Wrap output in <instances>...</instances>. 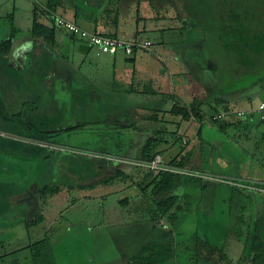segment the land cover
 <instances>
[{"label": "rangeland", "instance_id": "1", "mask_svg": "<svg viewBox=\"0 0 264 264\" xmlns=\"http://www.w3.org/2000/svg\"><path fill=\"white\" fill-rule=\"evenodd\" d=\"M89 1L91 0H84L82 3L89 4ZM233 1L240 3L239 5L248 4L252 8H264V0ZM221 2V0H128L125 2L126 7L127 3L134 7L141 6L142 13L151 8L152 11L164 15L165 18L159 19L156 24L160 28H167L166 32L175 31L172 37L165 35L167 43H175L173 46L170 44L166 54L162 51L160 55L155 54L151 57L147 55V51L140 54L149 57V59L141 62L143 67L140 68L139 78L146 80L154 78L152 79L154 86L168 92L167 97L147 95L138 98L133 96L135 99L126 98L124 92L112 89L114 84L112 85L111 80L115 77L113 73L110 74L107 71H112L114 68L103 67V64L98 69L94 67L95 70H98L96 72L90 71L91 67L89 66L87 73L83 71L78 73L76 68L73 69L66 62L67 67L60 72V66L54 59L53 67L43 66L45 68L41 71L40 58L36 55L41 50L37 46L33 49V56L30 57L33 68L25 71L10 69L13 74H1L0 97L5 101L8 113L23 106L29 113L35 111L36 115H30L34 119L40 117L43 120L47 116H51L53 112L63 111L68 113L69 118L65 122V126H76L78 122H84V129L64 131L57 139L60 143L73 148V151H82V153L97 151L103 149L105 144L109 149L114 150L116 149L115 143L122 138L126 143L124 151L131 148L130 155H135L142 141L139 140L140 138H134L135 130L129 128V130L120 131L121 127L128 128V125L136 122V132L141 135V139L147 134H153L155 130L168 124L166 117L160 122L142 120L140 117L147 116L152 110H168L174 103H179L178 101L181 102L180 105L188 103L197 93L202 96L204 93L199 88L200 85L193 86L199 80L206 84L208 90L218 85L221 90L225 91L221 93L225 94L224 98L231 107L238 106L235 89L238 87L240 89L238 94L241 95L242 90L247 86L244 87L243 84L238 86L240 79L237 78V75L229 73L231 82L227 87L221 83V79L215 83L212 75L207 74L210 72H207L208 68L220 70L219 68L225 67L227 63L226 55L220 56V52L218 53V46V54H212L213 59L209 58L210 50H212L209 39L217 38L211 34L212 22L220 23L221 20L227 18L225 14L230 10V7H234L232 4ZM213 5L221 7L217 15L210 14L209 8ZM233 9L235 12L239 11L236 8L231 10ZM180 15L182 16L181 20ZM183 22H188V31L186 27L181 28L185 25ZM20 25L22 28L26 27L25 24ZM128 25L130 26V23ZM154 28H156L155 23L144 19L140 25L139 36L136 35L139 41L153 39L155 43L151 47L153 52L161 50L158 44L160 35ZM132 34L131 38L135 36V32ZM179 34H183L181 37L185 39L177 40L180 38ZM129 35L127 34V37H130ZM75 45L74 48L78 51L77 48L80 44L77 42ZM60 48L65 51V48L68 47L61 46ZM222 53L224 52L222 51ZM67 54L73 58L72 53ZM100 55L103 54L100 53ZM104 56L108 57L109 55L104 53ZM73 59L79 65L82 56L75 54ZM241 67L244 68L242 65ZM259 68L258 74L252 73L250 82L254 78L257 80V78L264 77V67L260 66ZM186 69L187 75L184 73ZM118 71L119 75H116L114 80L115 83H122L120 88L134 84L132 72L130 75V71L126 74L124 69ZM233 71L230 70V72ZM93 76H100L99 80L94 79ZM7 80H10V85L1 82ZM59 80H74L87 84L88 98L91 101L89 106L77 107L76 100L72 96V89L55 88L53 81ZM38 81L41 83H35ZM28 82L31 83L28 85ZM253 85L257 89L245 90L244 93L253 96L255 103L264 101V89L258 91L264 87V84L257 82ZM23 99L26 101L22 102ZM240 103V105L243 104V102ZM134 108L140 109L135 112ZM204 110L210 116L218 114L217 110L208 105L204 107ZM219 110L220 112L225 111L221 110V106ZM14 118L11 116L10 120L5 121L0 118V142L12 139L25 146L20 141L32 142V134L36 131L28 130L24 120L18 118L12 120ZM34 123L40 127L43 121L36 120ZM211 124V121L207 122L203 129L204 137L202 139L196 137L200 126L198 124L189 125L193 143L204 146L202 157L199 150L194 158L195 162L200 165H197V168H190V170L202 172L207 178L203 179L204 183L201 186L185 185L184 189L176 190L181 199H183L182 195L185 200L186 195L188 196L190 209L185 214H180L175 224H172L171 220L165 219L159 226H156L147 216L137 215L133 210L140 205L141 192L134 188L99 185L95 189L87 191L73 189L72 192H69V185L77 184L79 180L71 174L69 169L71 162H62L59 155L50 158L22 156L21 152L24 149L22 147L15 149L13 153L8 152L0 155L1 180L5 178V180L14 181L17 185L23 184L21 189L25 194L20 196L21 203L17 205V209L21 211L25 206L24 210L27 211L28 217L30 215L33 217L40 212L45 215V220L42 223L29 230L21 218L0 220V256H3L0 258V264H38L32 260L27 246L43 239L46 235L50 236L52 249L44 256L42 264H127L130 257L134 256L147 243H170L174 246L175 259L164 264H189L195 261L192 257H195L197 252L195 249L197 238L209 240L214 246L225 245L231 259L238 261L242 256L241 244L237 238L233 237L236 236V231H241L243 235H246L250 231L254 219L264 217V186L248 185L247 188L251 190H244L246 185L234 183V181L239 182L244 179L235 176L240 169L236 164L243 155L253 156L260 167L258 171H254L260 178L256 177L254 180L264 185V137L261 136L262 131L247 133L243 129L230 130V134H221L215 132L218 129ZM186 126L184 121L180 128L182 136L179 137L178 143L175 142L176 145L171 144L170 146L169 143L164 145L165 161H169L170 155L178 154L179 147L185 148L187 144ZM167 128L169 132L178 130L172 124H169ZM175 139L176 137L171 133L166 136V140L169 142ZM214 147L217 148V153L223 159L224 164L229 166L228 171H233L235 174H229V176L223 174L225 178H222L216 175L219 174L217 166L214 165L213 168L212 165H208L215 159L212 152ZM250 175L253 173L251 172ZM229 178L234 181L231 179L229 181ZM254 180L252 179L250 182H254ZM45 184L59 185L63 192L50 197L47 203H43L37 190ZM205 184L208 185L206 188ZM235 187L242 188V191L235 190ZM128 196L131 199L130 205L124 206L121 201ZM24 210L23 217L26 218Z\"/></svg>", "mask_w": 264, "mask_h": 264}, {"label": "trees", "instance_id": "2", "mask_svg": "<svg viewBox=\"0 0 264 264\" xmlns=\"http://www.w3.org/2000/svg\"><path fill=\"white\" fill-rule=\"evenodd\" d=\"M221 1L226 4H232L234 7H230V10H228V12L225 14V17L227 18L221 20L220 23L218 22L217 24H215L214 22H212L213 26L211 27V34L217 36V38L209 39L210 48L212 49L210 50L209 58L213 59V55H217L220 52V56L226 55L227 63L225 67L222 66V68H219L220 70H216L215 68L214 70H212V68H208L207 72H210L207 74L212 75L211 77L214 79L213 81H215V83L221 79V83H224V85H227V87L231 82V78L229 76L230 74L237 75V78L240 79L239 86L243 84L244 87H252L253 84L257 82H261L262 84H264V77L257 78V80L253 79L252 82H250L251 80H249L251 76H253L252 73H259L260 68L258 64H262L260 63V60L262 54L264 53V8H252L248 4L239 5L240 3H237L233 0ZM62 2V0H39L34 8V21L31 30L33 38L32 43H34L33 48L37 46V48H39L41 52L44 51V54L40 52L36 55H42L40 57V60H44L42 62H44V66H47L48 68L50 66L53 67L54 61L52 57H48V54H50L52 50H55L58 46L56 38L58 26L56 23L55 11L60 6H62ZM103 4L104 0H91L89 1L88 5H90L93 10L95 9L96 11H99L98 9ZM106 6L109 8L105 13L106 15H103V17L112 20L115 24H118L120 21V16L122 15L121 11L119 10V8H110L109 5ZM219 8L221 7L213 5L209 8V10H211L210 14L217 15ZM232 8H236V10L239 11L235 12L234 9L231 10ZM110 12H115L116 17L113 18ZM222 15L224 16L223 13ZM41 16H47L48 25L40 22L39 19ZM141 17L143 21L145 17ZM87 18L89 20L92 19L91 17ZM179 18L181 20L182 16L180 15ZM74 22L78 23L77 20H75ZM183 24H185L186 26L184 25L181 28L186 27V30L188 31V22H183ZM16 29L17 28L14 25L11 35L0 42V70L1 68H3V66L10 65L11 67L7 69V73L11 74H13L10 70L12 69V66H15L13 68V71H17L16 66H18L16 62L14 60L12 61L10 58L17 34ZM139 30L140 26H135V36L133 37L134 39L131 41L126 40L132 46L133 51L131 53H127L125 50H122L115 54L108 53L115 58L114 69L117 67L116 61L117 56L119 55H123L126 58L124 60L131 63L134 68V84L126 88L122 87L117 90L123 91L130 95L141 94L144 96L149 95L150 97H167L169 95L168 92L154 86V84L152 83L153 78H148L146 80L144 78L141 79L137 77L138 74L136 64L138 62V54L140 55L141 52L145 51L149 52L151 47L155 45L153 39L139 41ZM90 31L98 35L122 38L116 33L111 34L101 32L98 28ZM166 31L167 29H159L160 37L158 38L159 49L161 48V51L164 54H166V52L168 51L170 44L172 46L175 44H169L165 41ZM174 32L170 31V36H172ZM69 34L72 36L75 42L82 41L83 43H86L91 50H94L95 52L100 54L98 48L93 45L88 39H84L81 35L71 33ZM136 35L138 36L136 37ZM181 36H183V34H179L180 38H178L177 40L185 39ZM148 42H150V44H146ZM217 46L219 47V50L217 49ZM222 51L224 53H222ZM241 65L244 66V68H242ZM41 67L42 71L45 67L43 68L42 65ZM230 70L234 71L230 72ZM184 73H186V75L188 74L187 69L184 71ZM54 75L56 76V73H54ZM113 76H115V74ZM198 84L200 85L199 88L204 93L202 96L198 95L195 90L197 94H195L193 96V99L188 103L186 102L183 105H180L181 102L178 101L179 103H174L173 106L168 110H152L147 116L140 117L142 118V120L157 122L162 121L166 117L165 119L167 120L168 124L155 130L153 134H147L146 137L141 139V135L136 132V122L128 125V128L126 126L121 127L122 129L120 131H123L125 129L129 130V128H132L133 130H135L133 133L134 138H140L139 140L142 141L135 155H130L131 148H129L127 151H124V149L126 148V143L123 142L122 138H120V140L115 143L116 149L114 150L116 152H113V149H109L108 145L106 144L103 149L97 151H84L83 153L81 150H79L81 152L73 151V148L72 150L64 143H60V141H58L57 139L64 131H68L71 129H84V122H78L76 126H65L64 124L65 122H67V120H69V118L68 113L63 111H60L59 113L53 112L51 116H47L43 120H41L40 117H38V119H34L30 115H36L35 111L29 113L23 106H19L15 109L16 111L14 110L12 113H8L7 105L5 101L0 97L1 120H10V117L13 116L15 118L12 120H17V118L24 120V124H27L28 130L36 131V133L32 134V142L22 140L20 141L25 146L18 144L17 140L13 141L12 139H8L1 141L0 155L7 154L8 152L13 153L15 149L19 147H22V149L24 148L21 152L22 156L24 155L32 156L35 158H50L51 156L59 155L62 162H71V167H69L71 174H73L79 180V183L77 182V184L73 183L74 185H69V192H72L73 189H78L79 191H87L88 189H95L99 185L111 187L124 186L127 188H134L141 192L140 205L133 210L137 215L139 214L142 216H147L156 226H159L165 219L171 220V222H173L172 224H175L180 214H185L190 209V205L187 199L188 196L186 195L185 200V197L182 195L183 199H181L176 190L178 188L184 189L185 185L201 186V184L204 183L203 179L207 178L204 177V174L202 172L199 173L190 170V168L193 167L197 168L196 166L198 164L197 162H195L194 158L199 150L201 157L204 154V146H202V144H200L199 146L195 142L193 143V137L189 132L190 126L192 124H198L200 126L196 137L202 139V137H204L203 129L205 128L208 121H211L213 126H215L218 129L217 131H219L221 134H230L229 129L232 127H234L235 129L240 127V122H242V120H237L229 123L228 125H225L223 121L214 119L216 115L210 116L204 110L205 106L208 105L211 108L217 110L216 113H219L220 106L221 110L227 111L231 109V105L226 100V98H224L225 94L223 95L221 93L224 90H221L218 85L214 86L211 90H208L206 84H204L200 80L195 82L193 86L197 87ZM69 88L72 89V96L76 100L77 107H84L86 105L89 106L91 101L88 98V87L84 86L81 82L73 80ZM23 101H26V99H23L22 102ZM139 109L140 108H137L135 112ZM36 120L43 121V124H41L40 127L36 126L34 123V121ZM184 121L187 125L185 133L187 144L185 148L179 147V153L175 154V156L170 155L168 158L169 161H165L163 155V147L167 143H169V145L171 146V144L176 145V143L179 142V137L182 136L180 128ZM169 124L174 125L178 130L169 132L167 128ZM169 133H171L172 136L176 137L174 141L172 140L169 142V140H166V136ZM158 155L162 157L163 164L171 168L193 171L194 174H182L165 169L153 170L149 166L139 164V162L146 164L151 163L156 159ZM213 164L220 168L217 169L219 174H216L219 177L221 176L222 178H225L223 174L228 176L229 174H231V172L228 171L227 168L220 171L223 166L220 157H217V159L214 160ZM148 178L150 179L149 181L147 180ZM230 179L231 178H229V181ZM4 180L5 178L1 180L0 177V220L21 218L23 221H25V225L28 230L42 223L45 220V215L42 212L36 214L33 217L31 215L28 217V213L26 214L27 211L24 210V206L23 210L26 216V218H24L23 210L20 211L19 209H17V205H20L21 203V197L25 194V192L22 191L23 189H21L23 184L20 183L19 185H17L10 179L5 181ZM242 184L246 185V188L244 190H251L247 188L248 185L264 186L262 184L248 181H245ZM205 185L206 186L204 187L206 188L208 185ZM235 190L242 191V188L240 189L238 187H235ZM61 192H63L62 187L56 184H45L39 187L37 190L39 198L43 201V203H47L50 197H53ZM22 200L25 201L24 198H22ZM130 202L131 199L129 196L121 201L124 206H129ZM235 234L236 236L233 238L238 239V242L241 244L242 252V256L238 261H234L231 259V257L229 256L228 248L225 247V245L214 246L210 243L209 240L197 238V242L195 243V249L197 252L195 257H192V259L195 261L189 264H264V217L254 219L253 224L251 225V229L246 235H243L241 231H236ZM27 247L30 250L32 260L38 264H42V262L44 261V256H46L47 253H50L52 249L50 236L46 235L43 239L34 243H30ZM175 257L176 252L172 244L147 243L143 245L134 256L130 257L127 264H164L168 261L172 262ZM0 258H3V256H0Z\"/></svg>", "mask_w": 264, "mask_h": 264}, {"label": "crops", "instance_id": "3", "mask_svg": "<svg viewBox=\"0 0 264 264\" xmlns=\"http://www.w3.org/2000/svg\"><path fill=\"white\" fill-rule=\"evenodd\" d=\"M62 6H60L55 12L56 15H60L63 16L69 20H77V22L79 24H81L82 26H84L86 29H90V30H94L95 28H98L99 31L104 32V33H111V34H117L119 36H121L122 38H124L125 40H133L134 38H131V36L133 35L132 33L135 32V26L137 25H141L142 21V17H145V19L150 20L152 23H155L156 31L159 33V29H167V28H160L159 25H157L156 23H158L159 19H163L165 18L164 15H160L154 11H152V9H149V11H146L145 13H142L140 10V7H134V5H131L127 3V7L125 4L126 1L128 0H104V4L100 6V8L98 9L99 11H96L95 9L93 10L90 5L86 4V3H82V1L84 0H62ZM136 1H140V0H136ZM39 2V0H0V38L1 41L5 40L6 38H8L11 35L13 26L15 25V27L17 28V34L15 37V41H14V46L10 55L11 60L15 61L16 64L18 66H16V70H21V71H25V70H29L30 68H33V63L32 60H30V57L33 56L34 51H33V46L34 43L33 42V38H32V34H31V30H32V25H33V21H34V8L36 6V3ZM106 5H109L110 8L112 7H116L119 8V10L121 11V16H120V21L118 24H115L112 20L103 17V15H106V11L109 7H107ZM129 8V9H128ZM112 17H116V13L115 12H110ZM87 17H91L92 19L89 20ZM141 19V20H140ZM40 22L47 24L48 25V18L47 16H41L40 17ZM128 23H130V26L128 25ZM20 24H25L24 28H22V26ZM161 33V32H160ZM127 34H130V37H127ZM165 34L170 35L169 32H166ZM172 37V36H171ZM56 38H57V48L55 50H52V52L50 54H48V57H52V59L55 61H57L58 65L60 66L59 71L62 72L63 69L65 67H67V65L65 64L67 62L68 65L72 66L73 69H77L76 71H78V73L80 72H86L87 69L89 68V66L91 67L90 71H98L95 70L94 67H96L97 69L99 67H101V64H103V67L105 66H111L114 68V56L106 53V55H109L108 57L104 56V53H102L103 55L98 54L97 52H95L94 50H91L89 48V46L86 43H83L82 41H74V39L72 38V36L69 34V32L61 29V28H57V33H56ZM182 40V39H180ZM79 43L80 46H78L77 50L74 48L76 45L75 43ZM61 46L64 47H68L65 48L66 50L62 51L60 48ZM59 47V48H58ZM57 50V53H55V51ZM66 52V54H64ZM160 51H155L153 52V49L149 50V52H147L148 56H153V55H160L161 53ZM42 54H44V51L41 52ZM67 53H72L71 56H73V58L75 57V54H79L82 56V60L81 63L79 65H77L78 63L76 62V60L74 61V59L70 56H68ZM75 53V54H74ZM39 58L42 55H38ZM69 59V60H67ZM126 59L123 55H119L117 56V67L115 69H113L112 71H107L108 73L113 75L115 74V78L116 75H119V69H124V71H126L125 73L127 74V72L129 73L130 71V75L131 72L133 74V66L131 65V63L127 62ZM145 59H149V57L144 56V55H139L138 54V62H137V74H138V78L140 77V73L141 70L140 68H142L143 66L141 65V62L144 61ZM44 61V60H42ZM40 60L39 62V66L42 65L44 66V62H42ZM260 63L262 64H258L259 67L262 65L264 66V53L262 54ZM14 65V64H13ZM35 65V64H34ZM141 65V66H140ZM6 67V68H5ZM11 66H3V68H1L0 70V78H1V74H8V70ZM15 66H12V69ZM85 67V69H84ZM67 69V68H66ZM158 72V68L156 69ZM260 71V70H259ZM59 72V74H61ZM87 73V72H86ZM74 74V73H73ZM159 74V73H156ZM57 76V75H56ZM121 76V75H120ZM134 76V74H133ZM100 76H93L94 79L99 80ZM122 77V76H121ZM115 78H113L112 81V89L114 90H119L120 89V85L122 84L121 82L115 83ZM124 78V77H123ZM119 79V78H118ZM154 79V78H153ZM254 80H256V78H254ZM1 82H5L7 84L10 85V80L7 81H1ZM41 83V81L35 82V83ZM73 82V80H69V81H63V80H59V81H55V84H53L55 86V88H60V89H64V88H69L70 84ZM28 82L27 84L29 85ZM34 84V82H32ZM43 83V82H42ZM69 83V84H67ZM36 85V84H35ZM84 86L87 87V84H83ZM239 86V84H238ZM260 87V86H259ZM257 89L256 86H252V87H247L244 90H242V94L239 95L238 93L240 92V89L237 87L235 91L236 95L238 96L236 99V104L238 103L237 107H231V109H249L251 107H257L258 104L260 103H255V99H253V96H249L247 94L244 93L245 90H253ZM264 89V87H261L260 89H258V91ZM120 92V91H118ZM123 92V91H122ZM126 95V98H133L134 97H140L144 95L141 94H127V93H123ZM129 95V96H128ZM134 96V97H133ZM13 99V97H12ZM253 99V100H252ZM248 100V101H247ZM247 101V102H246ZM243 102L242 105H240ZM263 102V101H261ZM141 108V107H140ZM230 110V109H229ZM16 111V110H15ZM237 120H242V122H240V127L238 128H230L229 131H233V130H237V129H243L245 132L250 133V132H256L259 133L260 131H262L261 136L264 137V124H262L259 121V118L257 116H245L243 118H228L226 121H224L223 123L225 125H228L229 123L233 122V121H237ZM182 128V126H181ZM215 132H219V131H215ZM220 133V132H219ZM217 153V148L214 147V151H212L214 153V155L216 156L214 160L217 159V157H220ZM221 161H222V170H225L226 168L228 169L229 166L225 165L223 162V159L220 157ZM203 160V159H202ZM214 161H210L208 163V165H212V167L214 168ZM257 161L253 158V156H250L249 154L247 155H243L242 158H240V161L237 162V167H239L240 169L238 173H236L235 176L237 177H243L244 179H242V181L239 182H235L234 179H232V181H234V183L236 184H242L245 181L250 182L252 179L254 180V178L259 176H256L257 173L255 174L254 171H258V169L260 168L259 165H257L256 163ZM199 165V164H198ZM218 168V167H217ZM220 169V168H218ZM230 171V170H229ZM231 174H235L233 173V171H230ZM253 173V175H250V173ZM253 176V177H250ZM236 181H238L237 179H235ZM258 181L254 180L253 183H257ZM260 184V183H258ZM263 185V184H262Z\"/></svg>", "mask_w": 264, "mask_h": 264}, {"label": "built area", "instance_id": "4", "mask_svg": "<svg viewBox=\"0 0 264 264\" xmlns=\"http://www.w3.org/2000/svg\"><path fill=\"white\" fill-rule=\"evenodd\" d=\"M56 23L57 26L71 34L81 35L84 39H88L93 45H95L100 53H110L115 54L122 50H125L127 53H131L132 46L129 42L124 40L123 38L113 37V36H103L98 35L90 30L84 28L78 23H75L72 20H69L63 16L56 15ZM150 44V42L146 43ZM257 116L261 123H264V102L258 104L257 107H251L249 109H230L227 111H223L218 113L214 119L220 121H226L228 118H243L245 116ZM139 164L149 166L153 170L165 169L172 170L175 172H179L182 174H194L193 171H189L186 169H176L171 168L165 164H163L162 157L158 155L156 159L151 163H142Z\"/></svg>", "mask_w": 264, "mask_h": 264}]
</instances>
